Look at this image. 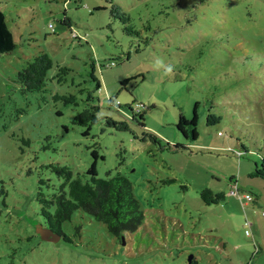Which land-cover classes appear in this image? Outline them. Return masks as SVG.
Listing matches in <instances>:
<instances>
[{"label": "rangeland", "instance_id": "374dc122", "mask_svg": "<svg viewBox=\"0 0 264 264\" xmlns=\"http://www.w3.org/2000/svg\"><path fill=\"white\" fill-rule=\"evenodd\" d=\"M62 1L0 0L17 38L0 54V264H264V0ZM40 50L51 80L22 93L16 72ZM135 103L143 125L127 108ZM87 104L98 111L84 135L71 118ZM194 110L192 141L175 124ZM150 135L161 146L141 141ZM96 145L97 176L130 180L142 225L117 243L76 211L61 225L69 242L42 240L40 207L28 200L37 178L58 185L49 163L81 175ZM205 187L224 200L202 202Z\"/></svg>", "mask_w": 264, "mask_h": 264}, {"label": "trees", "instance_id": "16d2710c", "mask_svg": "<svg viewBox=\"0 0 264 264\" xmlns=\"http://www.w3.org/2000/svg\"><path fill=\"white\" fill-rule=\"evenodd\" d=\"M46 2L58 1V0H45ZM63 5L67 4L69 0H63ZM117 9L112 7L111 14L117 15ZM62 23L70 27V20L67 17L62 19ZM49 27L52 29L51 25ZM129 28H124L125 31L130 32ZM70 35L73 38H78L76 32L70 30ZM16 35L10 26L7 24L5 14L0 11V54L10 53L16 50L17 42ZM114 60V59H112ZM110 66L114 65V61L108 63ZM52 61L47 53L39 51L29 60L25 62V65L17 70L15 76V82L20 88L22 93L30 92H42L45 89L46 82L51 80L49 71L52 69ZM130 79L125 78L120 82V85L124 86ZM95 87L100 90V82L96 79ZM72 96L67 99L62 98L63 102H70ZM107 101L110 105L117 106L121 113H124L121 108L118 107V102L107 97ZM88 102V101H86ZM74 104H77L74 100ZM139 107V110H136ZM197 103L194 108L196 109ZM132 120H136L137 123L143 125V111L145 107L140 103L134 105H128ZM98 111L97 104H87L82 110L71 118L73 125L85 127L87 132L90 126L96 120V113ZM142 111V113H141ZM196 112L194 110L191 119L187 120L181 114H179L178 121L175 124L176 129L181 132L185 138L190 137L194 141L197 137L196 126ZM106 126H113L114 128L123 130L127 126L124 123H114L112 121H106ZM183 126L187 127L183 129ZM141 141H145L149 138L155 145L161 146L159 140L154 135L143 136ZM24 141V140H22ZM29 143V140L24 141ZM170 149L169 145L166 146ZM173 148H179L178 144H172ZM96 148L91 151V156L94 158L89 168L81 175L73 177L68 167L59 165L58 163H49L45 167L50 169V172L55 175L58 185L52 184L46 177H39L36 180L35 192L28 200H33L37 206L40 207L39 215L44 220V225L52 229V231L60 235L65 242H69L68 235L61 230V225L64 222H70L74 212L79 211L87 216H90L93 220L101 224L109 236L114 238L117 243H122L123 238L128 233H134L142 225L143 211L140 208V202L133 193V186L130 180L122 174H116L115 176H107L105 178L98 177L96 172V161L98 157ZM21 152H24L22 147H19ZM237 154V153H236ZM241 154V153H240ZM240 154H237L241 156ZM36 158V155L33 157ZM259 175L255 171L252 175ZM232 180V179H229ZM163 184H170L175 182L174 178H167L161 181ZM235 186V183H232ZM184 188V186H182ZM232 188V187H231ZM4 189V187H1ZM235 192L238 194V188L235 187ZM247 195V194H245ZM199 196L205 204H215L223 201L225 193L223 191H213L209 187L203 188ZM264 214V212H262ZM75 233L78 235L81 233V227L75 226ZM37 234V233H36ZM38 235V234H37ZM39 236V235H38ZM40 237V236H39ZM123 245V244H122ZM222 248L225 247L224 243H221ZM187 264H197L194 257L190 258Z\"/></svg>", "mask_w": 264, "mask_h": 264}, {"label": "water", "instance_id": "95a60500", "mask_svg": "<svg viewBox=\"0 0 264 264\" xmlns=\"http://www.w3.org/2000/svg\"><path fill=\"white\" fill-rule=\"evenodd\" d=\"M36 233L44 241L56 242L60 239V235L58 233L52 231V229L46 226H42V225L37 226ZM188 261H190V259Z\"/></svg>", "mask_w": 264, "mask_h": 264}, {"label": "built area", "instance_id": "2783aa9c", "mask_svg": "<svg viewBox=\"0 0 264 264\" xmlns=\"http://www.w3.org/2000/svg\"><path fill=\"white\" fill-rule=\"evenodd\" d=\"M136 110L138 111L139 110V107H136ZM231 194H237L236 192H235V190H231V192H230ZM244 197L247 199V200H249L250 199V196L247 194V195H244Z\"/></svg>", "mask_w": 264, "mask_h": 264}]
</instances>
